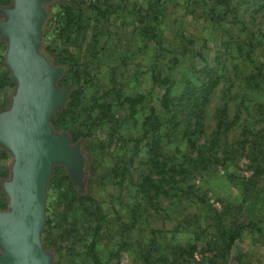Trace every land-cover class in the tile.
<instances>
[{
  "label": "rangeland",
  "instance_id": "obj_1",
  "mask_svg": "<svg viewBox=\"0 0 264 264\" xmlns=\"http://www.w3.org/2000/svg\"><path fill=\"white\" fill-rule=\"evenodd\" d=\"M69 1L87 10L81 23L82 30L76 28V36L68 32L71 42L67 41V33L59 38L58 28L62 23L55 14L60 10V1L53 0L45 5L49 16L44 26L42 51L55 66L65 67L51 58L65 60L76 56L81 66V81H88L81 105L85 117L86 109L94 104V91L98 88L100 91L96 97H100L103 86L116 88L115 93L122 91L128 95L152 93L153 103L158 106L159 114L164 115L159 107L162 89L151 91L148 75L150 51L143 47L136 30L150 0ZM93 1H98L102 10L105 5L101 3L105 1L111 6L103 16L87 8ZM243 1L239 15V19H243L240 26L243 36L249 30L260 34L264 31V12L258 4L261 2ZM12 5L13 0H0V8ZM186 8L185 0H168L165 3L161 17L164 34L175 41L179 33H184L197 39V47L209 43L205 48L206 57L221 75L222 65L228 57L222 45L227 36L238 38V31L229 32L231 22H223L222 26L228 28H222L223 39L217 32V25L204 26L200 15L192 14ZM4 19L0 11V20ZM0 42H3L0 43V73L4 69L10 72L5 64L8 44L1 39ZM261 43L254 58L264 61V39ZM191 61H188L184 72L193 73L188 70ZM236 63L231 59L226 62L224 72L228 74L227 79L234 80L221 79L213 88L212 99L207 106L206 138H214L219 111L226 105L227 117L232 125L230 131L223 134L217 160L210 164L208 170L190 176V180L193 178L191 183L195 185L196 203L179 200L177 205H172L169 199L159 197L154 199L153 205L150 202L152 197L137 188V181H141L144 171L142 158L145 160L146 151L140 154L138 163L131 168L133 178L117 179L113 168L121 164L119 157L122 149L119 138L113 134L112 124L94 126L89 122L91 128L86 122L78 125V141L82 142V152L86 157L85 189L82 191L75 185L62 165H56L49 178L47 220L42 241L46 251L52 255V264H187L181 262L184 258L175 256V247L193 244L196 232L211 235L208 236L211 238L219 229L249 222L250 219L257 222L259 229L247 230L228 259L217 258L213 262L211 255L203 253L200 247L195 255L196 263L264 264V84L254 91L240 84L234 66L249 72L254 65L249 62L248 66L243 61ZM71 76L73 78L75 74ZM182 86L178 84L176 93L181 92ZM16 87L0 89V102H9L5 109L11 106ZM59 87L67 88L63 85ZM146 111V107L140 110V117H144ZM125 129L124 126L122 132L125 133ZM64 131L69 134L66 130L57 132ZM205 137L201 142L205 141ZM170 150L177 160L185 154V148L179 153ZM13 163L12 153L0 147L2 190L3 182L11 178ZM73 191H78L79 196L88 194L94 197L105 214V226L99 234L96 251L100 255L99 262L94 261L88 248L92 229L98 221L97 215L88 204L83 205L77 200L78 195H75L76 200L71 199L72 204L66 200V197L74 196ZM204 238L201 237L202 242ZM117 249H123L121 257L112 256Z\"/></svg>",
  "mask_w": 264,
  "mask_h": 264
},
{
  "label": "trees",
  "instance_id": "obj_2",
  "mask_svg": "<svg viewBox=\"0 0 264 264\" xmlns=\"http://www.w3.org/2000/svg\"><path fill=\"white\" fill-rule=\"evenodd\" d=\"M59 1L60 10L55 14V17H58L62 23V26L58 28L59 38L67 33V41L71 42L68 32L76 36V28L82 30L81 23L87 10L69 0ZM167 1L150 0L136 26L143 47L150 51L148 75L151 91L154 88L162 89L159 95V107H161L164 115L159 114L158 106L153 103L154 96L152 93L128 95L122 91L115 93L117 91L115 87L114 90L113 87L106 88L103 86L104 89L100 97H96L100 90L97 88L94 91V104L86 109L85 117L81 105L85 91L84 86L88 81H81V66L76 60V56L65 60L51 58V60L65 65L67 69L65 75L60 79L59 85L72 90L66 106L58 110L52 119L51 123L55 130L68 131L72 141L77 142L80 138L79 124L86 122L87 127L91 128L88 125L89 122L94 126L111 123L113 134L119 138L122 149L119 157L121 164L113 168L117 174V179L133 178L131 168L138 163L137 158L140 154L146 151L145 160L142 158L144 171L141 174V181H137V188L139 192L152 197L150 202L153 205L154 199L159 197L169 199L172 205H177L179 200H186L187 203L197 202L195 185L191 183L193 178L190 180V176L208 170L210 164L217 160L218 149L220 150L222 146L223 134L230 131V125H232V121L227 117L228 105H226L219 111L214 138L205 137L206 111L208 103L212 99L213 88L218 86L221 79L224 81L234 80L227 79L228 74L224 72L226 62L231 59L237 63L243 61L248 66L250 65L249 62L254 65V69L249 72H244L234 66L235 72L238 74L236 79L248 89L254 91L262 88L261 86L264 84V61L254 58L255 52L261 48L264 31L257 34L249 30L245 37L243 36L240 28L243 19H239L243 0H185L186 10L192 14H199V19L204 26L207 24L217 25V32L223 39L224 29L228 30L222 26L223 22H231L229 32L231 30L238 31V38L232 35L227 36V40L222 45L228 57L222 65L221 75L217 74L218 68L214 66V63H210L206 57L208 54L205 48H207L206 45L209 46V43L197 47V39L184 33H179L175 41L164 34V29L161 27V17ZM252 1H260L262 5L258 3L259 7L264 12V0ZM107 2L101 3L105 5L104 10L98 1L89 3L87 8L104 16L111 6ZM47 23L48 21L44 26ZM223 27L224 29H222ZM204 40L206 39L204 38ZM0 43L3 44V42ZM188 61H191L188 70L193 71V73L184 72ZM72 73L75 74L73 78ZM179 83L183 86L181 92L176 93L179 90L177 88ZM16 85V81L10 77V72L7 69L2 70L0 89L6 90ZM7 105L9 102H0V111L5 109ZM144 107L147 108L146 114L144 117H140L139 111ZM262 115L264 116V112ZM124 126L126 128L125 133L122 132ZM203 137H205V141L201 142ZM183 148H185V154L178 160L176 156L170 153V149L179 153L182 152ZM66 178L69 180L67 175ZM57 188L60 189L61 186L58 185ZM73 195L66 197V200L72 204L71 199L76 200L75 195H78L77 200L83 205L88 204L97 215L98 221L92 229V240L88 248L90 247L89 251L92 253L94 261L99 262L100 255L96 251L98 250L99 234L105 226V214L99 201L94 197L88 194L79 196L78 191H73ZM8 207L7 196L0 184V210H6ZM258 229L257 222L250 219L249 222L236 223L229 228L219 229L211 238L208 237L211 235H204L199 231L195 233L196 237L193 244L178 245L173 252H175V256L184 258L181 262L187 264L196 263L195 255L200 247L203 249V253L211 255L213 262L217 258L228 259L245 232ZM203 236H205L204 242L201 241ZM122 250L113 251L112 256L121 257ZM146 253L150 252L147 251Z\"/></svg>",
  "mask_w": 264,
  "mask_h": 264
},
{
  "label": "water",
  "instance_id": "obj_3",
  "mask_svg": "<svg viewBox=\"0 0 264 264\" xmlns=\"http://www.w3.org/2000/svg\"><path fill=\"white\" fill-rule=\"evenodd\" d=\"M53 0H13L1 7L0 39L7 42L5 64L17 82L12 104L0 111V147L14 157L12 174L3 182L9 208L0 211V264H52L42 232L46 225L49 178L56 165L67 169L85 189L86 157L82 142L57 132L52 119L65 107L71 89L59 87L66 73L42 51L46 4Z\"/></svg>",
  "mask_w": 264,
  "mask_h": 264
}]
</instances>
